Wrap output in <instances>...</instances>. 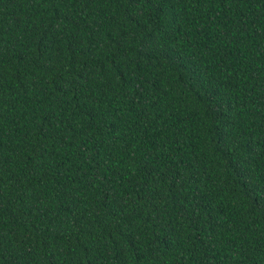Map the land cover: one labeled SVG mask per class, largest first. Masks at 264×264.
Returning <instances> with one entry per match:
<instances>
[{"label":"trees","instance_id":"trees-1","mask_svg":"<svg viewBox=\"0 0 264 264\" xmlns=\"http://www.w3.org/2000/svg\"><path fill=\"white\" fill-rule=\"evenodd\" d=\"M0 264H264V0H0Z\"/></svg>","mask_w":264,"mask_h":264}]
</instances>
